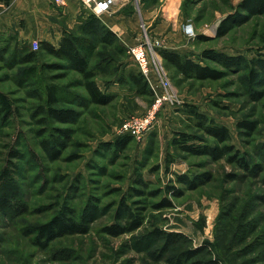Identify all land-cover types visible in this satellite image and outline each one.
<instances>
[{
  "label": "rangeland",
  "instance_id": "obj_1",
  "mask_svg": "<svg viewBox=\"0 0 264 264\" xmlns=\"http://www.w3.org/2000/svg\"><path fill=\"white\" fill-rule=\"evenodd\" d=\"M138 2L129 34L137 37L136 43L144 31L158 39V53L171 48L221 69L217 61L202 55L203 50L242 54L247 59L264 57V13L239 20L245 17L241 0ZM225 18L229 19L220 31ZM186 22L193 26L192 36L183 31ZM2 36L0 45L10 37ZM90 40L95 43L93 51L82 53L96 66L101 90L113 96L103 105L83 102L86 94L79 73L68 61L43 49L31 63H15L12 47L0 60V91L12 100L10 116L0 118V170L10 171V178L0 183V194L10 198L0 207V264H174L171 260L182 251L199 247L201 251L182 264L214 259L218 264H264V76L250 84L247 70L240 68L227 69L216 80L186 79L163 60L181 102L164 104L152 128L139 138L132 136L126 149L117 151L107 142L121 137V123L143 114L154 96L137 94L125 81L127 72L138 68L128 45L116 52L99 46V36ZM30 41H21L20 46L30 48ZM24 66H34L33 74L22 76ZM109 77L108 86L104 79ZM49 82L59 90L55 106L75 108V121L59 124L49 119L47 125L41 124ZM186 104L228 127L229 143L248 161V169L229 161L227 155L187 153L170 143L177 130L213 142L194 125ZM241 120L255 122L251 134L237 126ZM53 125L72 129L56 160L48 159L40 147V138L48 137L47 129ZM41 129L46 130L42 135ZM183 172L194 178L192 185L175 180V173ZM171 186L182 194L174 195ZM64 206L74 209L87 230L59 236L46 247L38 245L31 228ZM128 210L140 218L138 227L119 235L103 231L105 225L124 224Z\"/></svg>",
  "mask_w": 264,
  "mask_h": 264
},
{
  "label": "trees",
  "instance_id": "obj_2",
  "mask_svg": "<svg viewBox=\"0 0 264 264\" xmlns=\"http://www.w3.org/2000/svg\"><path fill=\"white\" fill-rule=\"evenodd\" d=\"M143 3L144 1L142 2V5ZM239 7L245 13V17L243 16L244 19L241 17L239 20L245 21V19L251 15L264 13V0H241ZM238 15L239 17L241 16V14ZM228 19L225 18L222 20L219 29L220 31L223 29V26ZM92 35L99 36V46L113 47L116 52H119V49H122L123 47L122 44L118 42L115 33L100 20L98 15L93 12H88L87 15L81 19L77 28L64 31L57 46L49 41L40 40L38 49H33L30 43V48H22L16 36L10 35L7 40L3 39L4 44L0 45V60L3 59L8 52V49L12 47L10 50L13 52L15 63H31L37 57V51L43 49L46 53H49L58 59L68 61L72 68L79 73L81 76L80 85L86 94L85 97L81 99L84 100L83 102L88 101L91 104L97 105L107 104L112 100L113 96L111 93L101 90L96 81L97 74L94 69L96 66L91 65L89 56L82 53V50L84 49H87V51L90 52L93 51L91 49H94L95 43L93 40H90ZM0 36L2 35L0 34ZM159 54L162 58V62L164 60L168 65L173 67L177 73L181 74V76L186 79L195 78L198 80H216L223 77L226 74L227 69L235 71L240 68L247 70L248 73L246 79L250 84L255 83V81L262 75L264 76V57L247 59L242 54L218 53L214 49L203 50L202 55L217 61V63L223 67V69H221L207 64H201L189 57L188 54L180 53L175 50H159ZM95 64H99V62H96ZM42 66L49 68L59 67L55 63H44ZM113 68H116V72H118V65H115ZM34 70V66H24L21 74L22 76H29L33 74ZM122 77L123 76H121L120 79ZM109 79L111 78L104 79V83L108 86L111 84L108 82L110 81ZM126 79L132 85L137 94H147L153 97V91L139 68H137V70L128 71L125 81ZM58 91L59 90L55 84L50 82L46 84L47 103L46 107H41L44 111V118L41 119V124L47 125L49 119L59 124H66L76 120L78 111L75 108L68 106H55V104L60 101ZM256 95L261 97L262 92L257 91ZM76 100L77 99L74 98L72 101L75 102ZM81 100L79 101L82 102ZM11 101L12 100L9 99L5 92L0 91V118L2 120H7L12 112ZM72 101L68 100L67 102L69 103ZM184 109L194 118V125L205 135L210 136L213 139V142L209 144L205 142L202 136L196 133L177 130L174 132V135L170 140V143L173 146L187 153L208 154L212 158L227 155L229 161H235L240 167L248 169V161L243 155H240L239 150H237L233 144L229 143L230 133L226 125L208 117L205 113L200 112L194 105L186 104ZM45 117H47V119H45ZM237 126L244 127L246 129V135H249L255 129V122L241 120L237 122ZM43 130L41 129L39 131L40 135L46 131ZM47 130L50 131L49 136H42L40 138V147L48 159L56 160L61 156L62 150L69 142L72 129L53 125ZM131 138L132 136L130 134H122L121 137H118L111 142H107V146L112 147L113 150L121 151L126 149ZM12 154L15 157L18 156L17 151H13ZM255 168L256 165L251 167L250 171H254ZM9 173L10 171L8 168L0 170V183L6 178H10ZM193 179V177L185 172L175 173V180L179 183H184L187 186L193 184ZM171 187L174 191V195L178 196L182 194L180 188L174 186ZM9 200L10 198L8 195L0 194V207L8 204ZM164 204H169V202L163 203V205ZM128 211L129 217L124 224H108L103 227V231L111 235H119L138 227L141 223L140 218L134 215L130 210ZM82 223L83 222H81L80 219H76L73 208L64 206L52 217L31 228V233H34L37 237L38 245L46 247L53 239L64 234L85 232L87 228ZM170 239L173 241L175 240V237H170ZM200 251V247L194 250L190 249L182 251L175 261H171L173 263L175 262L174 264H182L183 259H190ZM218 263L217 259L203 262V264Z\"/></svg>",
  "mask_w": 264,
  "mask_h": 264
},
{
  "label": "crops",
  "instance_id": "obj_3",
  "mask_svg": "<svg viewBox=\"0 0 264 264\" xmlns=\"http://www.w3.org/2000/svg\"><path fill=\"white\" fill-rule=\"evenodd\" d=\"M136 3L138 0H114L108 10L98 14L122 45L136 43L137 37L129 34ZM88 12L92 11L81 0H63L62 4L53 0H0V34L15 35L19 42L38 39L57 46L64 31L77 28Z\"/></svg>",
  "mask_w": 264,
  "mask_h": 264
},
{
  "label": "built area",
  "instance_id": "obj_4",
  "mask_svg": "<svg viewBox=\"0 0 264 264\" xmlns=\"http://www.w3.org/2000/svg\"><path fill=\"white\" fill-rule=\"evenodd\" d=\"M81 1L93 13L98 15L108 10L114 0ZM53 2L62 4L63 0H53ZM135 7L139 11V4L138 6L136 4ZM183 31L188 36L194 34V29L190 22L184 24ZM30 44L33 49H38L39 40L32 39ZM159 44L160 41L158 39L149 38L144 31L142 40L128 46V53L148 81L153 91L154 100L143 114L130 116L121 123L119 130L121 134H130L137 138L143 136L157 122L158 113L164 104L177 105L181 102L171 84L161 56L157 51Z\"/></svg>",
  "mask_w": 264,
  "mask_h": 264
}]
</instances>
